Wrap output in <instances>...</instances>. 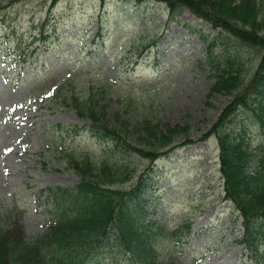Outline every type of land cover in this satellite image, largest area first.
I'll use <instances>...</instances> for the list:
<instances>
[{"label":"rangeland","instance_id":"obj_1","mask_svg":"<svg viewBox=\"0 0 264 264\" xmlns=\"http://www.w3.org/2000/svg\"><path fill=\"white\" fill-rule=\"evenodd\" d=\"M100 18L103 38L93 44ZM216 31L188 8L172 18L154 0H106L105 6L101 0H0V225L18 218L28 239L47 230L54 217L47 188L78 182L56 161L54 146L117 158L119 148L62 101L66 93L85 97L105 86L110 116L121 111L137 120L148 115L190 124L177 142L195 138L165 152L148 173L143 221L188 230L180 241L164 240L159 252L187 264H252L241 217L224 198L217 137L200 138L231 98L206 95L215 81L206 55H226L224 44L205 43ZM154 37L157 46L144 48ZM229 49L241 50L256 68L253 48L230 40ZM229 126L245 129L251 146L263 139L262 128L243 112ZM124 158L135 175L121 185L129 187L147 164L131 151ZM257 241L262 253L264 242ZM112 249L101 256L115 257Z\"/></svg>","mask_w":264,"mask_h":264},{"label":"trees","instance_id":"obj_2","mask_svg":"<svg viewBox=\"0 0 264 264\" xmlns=\"http://www.w3.org/2000/svg\"><path fill=\"white\" fill-rule=\"evenodd\" d=\"M154 1L165 3L172 18L185 7L190 9L217 29L205 43L210 48L224 44L226 55L222 58L213 51L206 55L215 78L206 95L223 93L231 98L200 138L216 135L224 198L234 204L241 217V242L249 250L253 264H264V250L261 253L258 243H252L264 242V0ZM101 2L105 6L106 0ZM43 28L47 30V22ZM98 28L93 44L103 38L105 25L101 18ZM230 40L259 53L253 71V64H249L241 50L229 49ZM150 46H157V37L144 48ZM104 87L85 97L66 93L62 101L86 120L96 134L110 139L119 148V155L115 159L96 158L87 151L54 146L56 161L71 169L78 182L47 188L54 204V217L47 230L34 239L25 236L18 218L10 226L0 225V264H185L173 255L165 258L158 249L164 247V240H181L188 230L184 226L169 230L154 226L153 221L145 223L147 209L142 194L149 186L148 173L153 171L156 160L165 152L195 141L187 136L177 142L178 135L188 134L191 126L172 125L148 115L137 120L136 114L125 115L121 111L110 116L104 102ZM238 112L262 128L263 139L257 145L251 146L245 129L230 128ZM70 126L79 128L78 124ZM128 151L147 164L136 184L129 187L121 186L135 176L124 158ZM106 247L113 248L116 256L109 260L102 257L100 250Z\"/></svg>","mask_w":264,"mask_h":264}]
</instances>
